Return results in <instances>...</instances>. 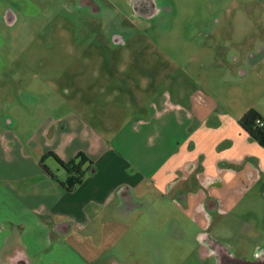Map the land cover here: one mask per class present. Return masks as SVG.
Listing matches in <instances>:
<instances>
[{"label":"rangeland","instance_id":"obj_1","mask_svg":"<svg viewBox=\"0 0 264 264\" xmlns=\"http://www.w3.org/2000/svg\"><path fill=\"white\" fill-rule=\"evenodd\" d=\"M107 1L116 5L123 4V0H96L104 7L107 6ZM168 1L173 6L174 16L168 21L171 26L169 30L165 29L162 33L160 26L157 35L159 53L156 54L152 48L147 49L148 47L138 52L134 47L133 50H122L121 53H112L107 57L103 54V59L95 51L92 66L90 65L95 72L94 76L81 77L85 82H96L90 93L93 94L90 96L93 103H89V106L76 104L75 112L81 114L83 122L91 130L90 133L98 136L104 149L108 147L109 152L116 149L131 161L137 171L149 177L156 168L154 164L166 156L170 148L169 141L174 140L173 135L176 132H189L197 124L191 117L190 125H185L186 120L184 124L177 120L176 125L163 124L158 115H174L177 119V111L174 110L178 109L189 120L188 109L184 107L189 96L206 106L216 102L218 111L203 121L197 142L204 148H215L223 153L233 150L249 151L250 155L245 159L247 165H251L253 159L257 165L261 163V169H264V148L248 141L238 124L241 116L250 109L256 110L264 118V78L249 75L245 84L235 83L232 78L234 75L218 64L219 61L224 64V58L218 55L217 45L209 37L202 40L204 36L215 33L213 22L216 20L220 21L218 27L225 25L226 18L231 13V7H226L232 0ZM63 15L60 13V19H68ZM156 22L152 21V24L157 25ZM200 23L202 26L199 28ZM32 25L33 27L27 25V29L18 27L9 39L7 29L0 27V35L3 37H0V133H9L18 149L27 148L28 141L33 146L37 142L46 154L51 151L48 146H44L46 139L38 134L35 138L31 136L35 134L40 120L50 114L47 112L50 108L46 106L49 99H54V95L58 98V92L43 91L41 96L36 90L33 94L37 100V106L33 108L36 115L29 119L21 105L16 103L20 100L17 99L15 91L17 88L21 90V101L26 104L32 96L23 92L27 84L56 87L59 86L58 81L63 79L61 84H67L68 77L62 76L57 67L68 66L75 58L70 56L76 55V51L68 56L62 49L64 43L57 34L55 25L47 29L44 37L40 35L39 23ZM74 36L73 42L78 44L81 38L77 33ZM144 38L152 40L149 33ZM47 42L52 47L48 48V53H44L43 48H46ZM97 48L98 43L95 45V49ZM41 60L42 63L48 61L51 66L46 63L47 70L41 68ZM73 63H77L75 69L86 68L82 59L77 58ZM17 76L18 81L15 80ZM168 78L172 83L167 82ZM110 79L111 82L107 83ZM153 84H157L159 93H167L172 102H180L182 106L173 107L161 114L162 107L157 106V109L146 104L145 100L150 96V91H155ZM7 120L10 121L9 124H6ZM72 142L74 148L83 146L76 138ZM31 155L37 160L40 159V155H35L34 151ZM47 155L43 160L44 166L57 179H61L62 170ZM37 160L34 166L43 174V168ZM245 160L242 158L240 163ZM99 161L101 165L96 177L100 182L111 181L119 176L115 168L122 167L120 162L108 154H104ZM106 165L110 168H106ZM29 170L36 171L33 168ZM39 178L41 179L39 176L33 177L28 181L34 182ZM120 178L123 177H118ZM256 178L253 187L239 186L241 190L236 191L243 195L240 199L229 201L225 198L227 203L223 205V209L227 211L226 214L215 216L209 229V233L218 242L230 249L235 246L245 254L244 257L250 254L248 250L253 251L254 242L249 239L239 240L234 234L236 228L248 219L249 214L256 211L260 213L258 215H262L261 212L264 211V171ZM131 180L139 185L134 193L135 198L149 194L152 202L149 207L146 206L148 210H138L132 215L134 221L128 227L118 222L101 227L103 247L113 248L104 257V261L114 259L120 264H206L199 255L197 240L192 235L195 226L183 210L188 206L184 203L175 204L169 197L151 193V185L138 175ZM237 249L233 250L236 254Z\"/></svg>","mask_w":264,"mask_h":264},{"label":"crops","instance_id":"obj_2","mask_svg":"<svg viewBox=\"0 0 264 264\" xmlns=\"http://www.w3.org/2000/svg\"><path fill=\"white\" fill-rule=\"evenodd\" d=\"M173 104L168 110L181 105L180 102ZM217 105L211 102L206 106L190 98L183 105L188 109L189 120L178 109L174 110L177 111V119L174 115H158L163 124L176 125V120L183 124L186 120L185 125H190L191 120L197 124L189 132H176L173 135L174 140L169 141L170 148L166 156L154 164L156 168L149 177L137 171L131 161L116 149L110 152L108 147L104 149L94 133L89 134L91 138L82 139L72 135L67 140L60 132L48 138L44 136L45 129L40 128L36 135L46 139L44 146H48L50 152L61 160L69 161L82 152L94 163L95 172L86 175L82 184L72 193L66 192L58 183L64 178L63 171L62 178L57 179L55 176V180L34 166L37 159L32 157L31 152L33 147H41L39 143L33 146L28 141L27 148L18 149L10 134L1 132L0 147L4 148L0 149V264L106 263L104 257L113 248L103 247L101 227L113 222L128 227L134 221L132 215L138 210H148L146 206L149 207L152 202L149 194L135 198L134 193L139 186L131 180L135 175L151 185V193L169 197L175 204L174 198L180 192L185 193L184 203L188 208L183 210L195 226L192 235L197 239L208 222L201 210L204 200L213 199L218 203L220 212L226 214L227 211L223 209L227 203L225 198L229 201L240 199L243 195L236 191L241 190L239 186H249L256 180V169H251L245 162L240 163L242 158H248L249 151L223 153L215 148H204L197 142L203 121L218 111ZM71 124L77 129L81 127L77 122ZM243 133L248 141L255 143ZM75 138L83 146L74 148L72 141ZM104 154L120 162L122 167L115 168L119 176L102 183L96 176L101 165L99 160ZM261 167L262 164H258L259 170L264 171ZM30 168L36 171H30ZM106 168L110 167L106 165ZM38 176L41 179L28 181ZM120 176L123 178L118 179ZM121 189L126 190V198L134 205L130 212L121 210L122 201L118 197ZM140 204L143 207L138 206Z\"/></svg>","mask_w":264,"mask_h":264},{"label":"flooded vegetation","instance_id":"obj_3","mask_svg":"<svg viewBox=\"0 0 264 264\" xmlns=\"http://www.w3.org/2000/svg\"><path fill=\"white\" fill-rule=\"evenodd\" d=\"M103 1L105 2V0ZM229 7H231V13L226 18L225 25L218 27L220 21L216 20L213 22L215 33L204 36L202 40L209 37L208 39L213 40L214 44L217 45L218 55L224 58V64L220 61L218 64L225 68L228 73H231L232 76L234 75L232 78L235 79V83L245 84L249 75L264 78V0H232L226 9ZM60 13L68 19H60ZM173 16V6L168 0H123L121 5L107 1L105 7L96 0H0V27L7 29L9 33L7 39H9L8 37L12 38L11 34L18 27L27 29L29 28L27 25L33 27L32 24L38 22L41 36L44 37L47 34V29L55 25L57 34L64 43L62 49L69 54L68 56L76 51V55L70 56L75 58L67 64L68 66L65 68L57 67V71L61 72L62 76L68 77L67 84H61L64 79L58 81L59 86H56L58 89L51 85L35 86L27 84V88L23 92H27L32 96H30V102L26 104L23 100L21 101L23 98L21 90L17 88L15 91L17 99L20 100L16 103L21 105L24 114L29 119L36 115L33 109L37 106L36 97L33 96L36 90L39 91L41 96L43 91L58 92L59 99L54 95V99H49L46 106L50 108V111H47L50 114L42 120L39 119L40 125L37 126L34 131L35 134L31 137L35 138L37 131L42 128L45 129L44 136L48 138H52L57 132L64 134L67 140H70L73 137L72 135H77L82 139L91 138L89 135L91 130L89 131L81 114L75 112L74 107L76 104H87L86 106H89V103H93V100H90V96L93 94L90 93L91 88L96 86V82L90 80L91 82L88 83L81 80V77L92 78L94 76L95 72L90 65L92 66L95 51L103 59L105 58L102 57L103 54H106L107 57L122 50H133L134 47L135 51L137 49L138 52L145 47H148L147 49L152 48L158 54L157 35L160 26H162V33L165 29L169 30L171 26L168 21H171ZM152 21H157V25H153ZM198 26L200 28L202 23ZM74 33H77L81 38L78 44L73 42ZM148 33L151 35L152 40L144 38ZM0 37L3 38L2 35ZM97 43L98 48L95 49ZM51 47L52 44L47 42L43 52L48 53ZM77 58L86 63V68L82 70L74 68L77 63L74 64L73 60ZM46 63L51 66L48 61ZM46 63H42L41 60L39 66L46 69ZM53 68L55 69V67ZM18 79L19 76L15 78L16 81ZM110 82L111 79L107 83ZM153 82L155 83V81ZM167 82L170 84L172 80L168 78ZM153 86L155 91H150L151 97H147L145 103L149 104L150 107H162V114L172 105L174 106L173 103L175 102L171 101V97L167 93H159L157 84H153ZM187 98L188 101L191 96ZM35 117L37 118V116ZM73 122L81 124V127L77 129V126L71 124ZM9 123L10 121L7 120L6 124ZM32 151L35 155H40L38 163L45 172L48 170L43 164L46 154L54 162L55 160L50 154L58 157L53 152H45L46 154H44L39 146L33 147ZM251 160L249 166L251 169H256L255 177H259L262 171L259 170L255 160ZM245 163L248 162L245 160ZM255 182L250 186L253 187ZM124 191L126 190L121 189L118 193V197L122 201L121 210L122 212H130L134 209V205L130 204ZM174 199L176 203H184L186 195L180 192ZM138 206L143 207V204ZM201 210L208 222L205 229L197 237L196 246L199 247V255L206 264L207 262L210 264H264V211L261 212L262 215H258L260 213L253 211L249 214L248 219L236 228L234 236L239 237V240L249 239L254 242L253 251L249 252L248 250L250 254L244 257L245 254L235 246L230 249L229 246L218 242L209 233L213 218L224 215L220 212L218 203L207 198L202 203ZM260 222L263 223L260 224ZM235 249L238 250L237 254L233 251ZM104 264L120 263L112 259Z\"/></svg>","mask_w":264,"mask_h":264},{"label":"trees","instance_id":"obj_4","mask_svg":"<svg viewBox=\"0 0 264 264\" xmlns=\"http://www.w3.org/2000/svg\"><path fill=\"white\" fill-rule=\"evenodd\" d=\"M257 122H262L259 126ZM240 128L249 138L264 148V119L254 109L248 110L238 122ZM58 167L64 172V178L58 181L60 186L68 193L74 192L84 181L85 176L95 172L94 163L82 152L77 153L71 160L63 161L50 154ZM48 175L56 180V177L46 170Z\"/></svg>","mask_w":264,"mask_h":264},{"label":"built area","instance_id":"obj_5","mask_svg":"<svg viewBox=\"0 0 264 264\" xmlns=\"http://www.w3.org/2000/svg\"><path fill=\"white\" fill-rule=\"evenodd\" d=\"M257 124H259V126H262V122H257Z\"/></svg>","mask_w":264,"mask_h":264}]
</instances>
